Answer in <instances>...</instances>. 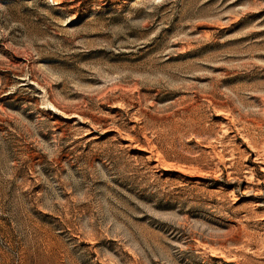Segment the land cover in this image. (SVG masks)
<instances>
[{
	"label": "rangeland",
	"instance_id": "obj_1",
	"mask_svg": "<svg viewBox=\"0 0 264 264\" xmlns=\"http://www.w3.org/2000/svg\"><path fill=\"white\" fill-rule=\"evenodd\" d=\"M0 264H264V0H0Z\"/></svg>",
	"mask_w": 264,
	"mask_h": 264
}]
</instances>
